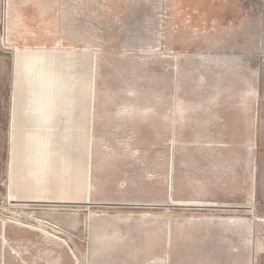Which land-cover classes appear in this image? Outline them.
Masks as SVG:
<instances>
[{"label":"crops","instance_id":"0c3cea01","mask_svg":"<svg viewBox=\"0 0 264 264\" xmlns=\"http://www.w3.org/2000/svg\"><path fill=\"white\" fill-rule=\"evenodd\" d=\"M64 1L13 0L6 18L15 200L103 206L110 174L139 171L142 150L157 149L170 150L171 197L180 188L184 203L224 209L253 199L264 58L243 46H109L107 12L94 30L91 0Z\"/></svg>","mask_w":264,"mask_h":264},{"label":"rangeland","instance_id":"374dc122","mask_svg":"<svg viewBox=\"0 0 264 264\" xmlns=\"http://www.w3.org/2000/svg\"><path fill=\"white\" fill-rule=\"evenodd\" d=\"M12 1L0 0L2 95L9 92L5 24ZM91 2L94 19L108 14L109 46H243L264 58V0ZM255 74L264 98V68ZM5 114L0 100V264H264V133L254 139L258 187L236 208L184 203L180 188L171 197L165 173L170 150L157 149L142 150L139 171L118 179L110 174L106 204L89 209L15 200L7 180ZM180 177L178 170L177 184Z\"/></svg>","mask_w":264,"mask_h":264}]
</instances>
